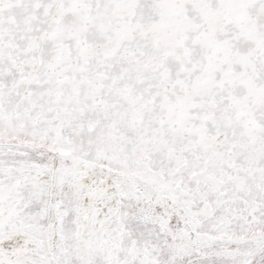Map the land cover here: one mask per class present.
Returning a JSON list of instances; mask_svg holds the SVG:
<instances>
[{
    "label": "snow or ice",
    "instance_id": "snow-or-ice-1",
    "mask_svg": "<svg viewBox=\"0 0 264 264\" xmlns=\"http://www.w3.org/2000/svg\"><path fill=\"white\" fill-rule=\"evenodd\" d=\"M0 264H264V0H0Z\"/></svg>",
    "mask_w": 264,
    "mask_h": 264
}]
</instances>
